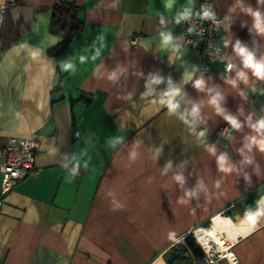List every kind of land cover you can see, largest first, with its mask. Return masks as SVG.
<instances>
[{
    "label": "crops",
    "instance_id": "1",
    "mask_svg": "<svg viewBox=\"0 0 264 264\" xmlns=\"http://www.w3.org/2000/svg\"><path fill=\"white\" fill-rule=\"evenodd\" d=\"M72 1L17 0L2 11L0 147L9 136L37 141L38 172L0 194V264H186L168 262L180 247L190 264H211L181 239L206 223L237 264H264V214L254 228L249 221L264 213V151L247 147L264 134L252 126L264 117V79L235 51L239 44L264 60V34L245 11H259L264 24V2L213 0L225 20L222 58L200 74L198 50L173 23L197 0L170 9L165 0H74L83 27L52 56L65 35L51 29L52 7ZM213 96L241 123L227 146L213 135L227 123Z\"/></svg>",
    "mask_w": 264,
    "mask_h": 264
},
{
    "label": "built area",
    "instance_id": "2",
    "mask_svg": "<svg viewBox=\"0 0 264 264\" xmlns=\"http://www.w3.org/2000/svg\"><path fill=\"white\" fill-rule=\"evenodd\" d=\"M17 0H4L1 7L2 11L7 5L16 4ZM207 7L212 13V19L202 18L203 9ZM184 10H179L173 18V23L178 25L181 30L183 44L198 50L199 58L196 65V71L200 74H208L211 72L214 63L222 58L223 52V29L225 25L224 18L217 13L213 0H197V8L191 10L188 19L176 22V18ZM191 29V31H189ZM1 36V22H0ZM131 44L137 47V37L131 39ZM231 65L229 68L228 66ZM233 67L232 62H226L224 67V75L228 76ZM232 128L228 123H224L213 131L214 137L224 146L228 145ZM38 149V142L28 137L9 136L3 147H0V194H6L20 180L34 175L38 171L35 169V155ZM76 174L82 173V166L75 164ZM204 226H196L188 230L181 239L185 237H193L197 242L196 231H202ZM200 245V244H199ZM203 250V258L211 264H216L223 257L220 252L210 248ZM227 259V258H226ZM228 264H231L228 260Z\"/></svg>",
    "mask_w": 264,
    "mask_h": 264
},
{
    "label": "clouds",
    "instance_id": "3",
    "mask_svg": "<svg viewBox=\"0 0 264 264\" xmlns=\"http://www.w3.org/2000/svg\"><path fill=\"white\" fill-rule=\"evenodd\" d=\"M173 2H174V0H165V7L170 9ZM189 2L191 3V0H189ZM260 2H264V0H258V3H260ZM245 11L254 17V19L256 21V27L259 29V32L261 34H264V24H261V22H260L261 21V13L259 11H253L251 7L246 8ZM190 14H191V9L185 8L184 11L177 16L176 22L179 23L180 20L188 19ZM202 18L212 19L213 13L207 7H205L203 9V12H202ZM160 23L161 24L164 23L163 17H161ZM189 31H191V29H189ZM162 36H163L164 45L168 46L172 41L171 35L169 33H162ZM235 51L237 52L238 55H240L243 58L244 61L246 60L248 62V66L250 68L255 69V70L257 68H259L260 69V71L258 72L259 78L264 79V60L257 61L251 53H249L245 48H241L239 46V44H237L235 46ZM228 67L230 68L231 65H229ZM114 75L115 74H113V76ZM240 76L243 77L244 73H240ZM187 79H191V75H189L187 77ZM160 82L161 81L156 77H153L151 80V83H153V84H159ZM233 83H235V81H233ZM193 86L197 90H203L204 81L202 79H196L194 81ZM178 92H179V89H173V90H170L169 92L165 93V95L168 97H172V96L177 95ZM218 101H219V97H217V96H213L210 100V103L215 108V111L217 112V114L223 115L224 119L231 126L232 129L239 130L241 128V123L238 122V120L234 116L225 115L224 109H222L220 107ZM167 103L170 105V107L173 111L177 108V105L174 103H171V100H168ZM191 111H192V115L195 116L198 114L199 109L197 106H193ZM252 126L256 129V131L258 133H264V117H261L260 119H258L256 121V123ZM199 135L204 136V132H200ZM253 146H258L260 151H264V134H262L259 138L250 137L249 144L247 145L249 151H251ZM217 159H218L219 165L221 166V168H223L224 164H225V156L222 154ZM247 162L251 163L250 160ZM227 170L230 171L231 169H227ZM75 174H76V171L74 168L73 169V175H75ZM175 180L177 182L182 183V177L179 175H177L175 177ZM186 195H189V194L186 193ZM262 214H264V213L257 212L255 214L249 216V221L253 225V228L255 227V225L257 223V217H259Z\"/></svg>",
    "mask_w": 264,
    "mask_h": 264
},
{
    "label": "trees",
    "instance_id": "4",
    "mask_svg": "<svg viewBox=\"0 0 264 264\" xmlns=\"http://www.w3.org/2000/svg\"><path fill=\"white\" fill-rule=\"evenodd\" d=\"M66 18H68V21ZM82 27L83 23L77 17V8L74 0L70 3L60 2L55 4L52 7L51 29H58L65 35L55 47L48 51L49 54L57 56L67 48L76 32L81 30ZM184 240L197 257L202 256L203 253L193 237L187 236Z\"/></svg>",
    "mask_w": 264,
    "mask_h": 264
},
{
    "label": "bare ground",
    "instance_id": "5",
    "mask_svg": "<svg viewBox=\"0 0 264 264\" xmlns=\"http://www.w3.org/2000/svg\"><path fill=\"white\" fill-rule=\"evenodd\" d=\"M4 0H0V22L2 19L1 15V7ZM262 202L264 204V198L262 199ZM262 207V206H261ZM230 219V218H229ZM231 224L233 225L234 229H236L238 232H242L245 223L242 221H239L238 223H235L230 219ZM196 238L199 241V243L204 247V249H214L217 252H220V254L223 255V257H226L231 264H237V262L232 258V255L230 251L228 250L227 246L223 243V241L220 239L219 235L216 233L215 229L213 227H204L202 231H196Z\"/></svg>",
    "mask_w": 264,
    "mask_h": 264
},
{
    "label": "water",
    "instance_id": "6",
    "mask_svg": "<svg viewBox=\"0 0 264 264\" xmlns=\"http://www.w3.org/2000/svg\"><path fill=\"white\" fill-rule=\"evenodd\" d=\"M177 257H182L186 260V264H190V254L188 252H183L180 247L178 250L172 251L168 257V262L172 263Z\"/></svg>",
    "mask_w": 264,
    "mask_h": 264
},
{
    "label": "rangeland",
    "instance_id": "7",
    "mask_svg": "<svg viewBox=\"0 0 264 264\" xmlns=\"http://www.w3.org/2000/svg\"><path fill=\"white\" fill-rule=\"evenodd\" d=\"M210 222V221H209ZM209 223H206L205 225H203L204 227H206Z\"/></svg>",
    "mask_w": 264,
    "mask_h": 264
},
{
    "label": "snow or ice",
    "instance_id": "8",
    "mask_svg": "<svg viewBox=\"0 0 264 264\" xmlns=\"http://www.w3.org/2000/svg\"><path fill=\"white\" fill-rule=\"evenodd\" d=\"M256 71H257V72H259V71H260V69H259V68H257V69H256Z\"/></svg>",
    "mask_w": 264,
    "mask_h": 264
}]
</instances>
